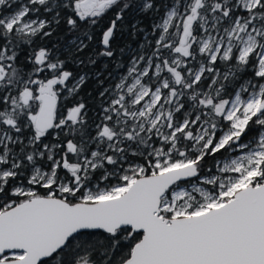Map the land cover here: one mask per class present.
Instances as JSON below:
<instances>
[{"label":"snow or ice","instance_id":"obj_1","mask_svg":"<svg viewBox=\"0 0 264 264\" xmlns=\"http://www.w3.org/2000/svg\"><path fill=\"white\" fill-rule=\"evenodd\" d=\"M0 264H264V0H0Z\"/></svg>","mask_w":264,"mask_h":264}]
</instances>
